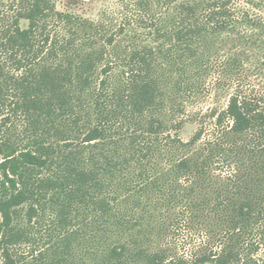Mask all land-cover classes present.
Segmentation results:
<instances>
[{
    "label": "trees",
    "instance_id": "obj_1",
    "mask_svg": "<svg viewBox=\"0 0 264 264\" xmlns=\"http://www.w3.org/2000/svg\"><path fill=\"white\" fill-rule=\"evenodd\" d=\"M57 4L0 0V264H264V0Z\"/></svg>",
    "mask_w": 264,
    "mask_h": 264
},
{
    "label": "rangeland",
    "instance_id": "obj_2",
    "mask_svg": "<svg viewBox=\"0 0 264 264\" xmlns=\"http://www.w3.org/2000/svg\"><path fill=\"white\" fill-rule=\"evenodd\" d=\"M105 5V0H58L57 8L59 10L70 11L72 13L81 15L85 18H95L99 10ZM26 23H22V27H25ZM248 86L249 89L255 91L264 90V74H259L258 71H251L248 74ZM226 99H216L214 93L207 95L202 98L199 102L193 105H189L188 112L194 113H206L211 109H223L226 106ZM196 130V125L187 124L181 133L183 141H187ZM1 160V157H0ZM181 240L185 237V233L180 231L176 234Z\"/></svg>",
    "mask_w": 264,
    "mask_h": 264
}]
</instances>
